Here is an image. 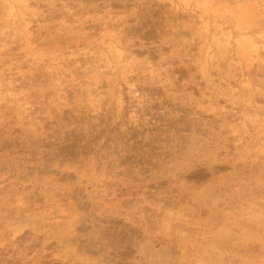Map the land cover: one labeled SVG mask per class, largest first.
Wrapping results in <instances>:
<instances>
[{"label":"rangeland","instance_id":"obj_1","mask_svg":"<svg viewBox=\"0 0 264 264\" xmlns=\"http://www.w3.org/2000/svg\"><path fill=\"white\" fill-rule=\"evenodd\" d=\"M0 264H264V0H0Z\"/></svg>","mask_w":264,"mask_h":264}]
</instances>
